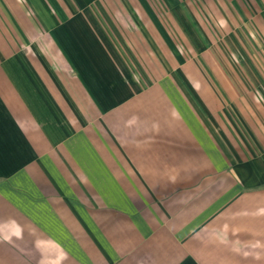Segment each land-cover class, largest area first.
Instances as JSON below:
<instances>
[{"label":"crops","instance_id":"0c3cea01","mask_svg":"<svg viewBox=\"0 0 264 264\" xmlns=\"http://www.w3.org/2000/svg\"><path fill=\"white\" fill-rule=\"evenodd\" d=\"M100 2L0 0V264H264V0L201 1L203 90L191 0Z\"/></svg>","mask_w":264,"mask_h":264},{"label":"rangeland","instance_id":"374dc122","mask_svg":"<svg viewBox=\"0 0 264 264\" xmlns=\"http://www.w3.org/2000/svg\"><path fill=\"white\" fill-rule=\"evenodd\" d=\"M140 1L144 9H145V4H146V9H145L146 11L156 10L155 6L157 5L156 1L158 0H151L152 4L147 3L146 2L147 0H143L145 4L142 3V0H128L126 2L125 0H123L121 2L125 3L124 9H123L124 3L120 4L119 0H115V1L114 0H102V2H100V4H98L97 6H98V9L101 11L112 12V13H115L116 15L118 13L121 14V12H123L124 10H127V12L131 16L135 14L138 16L139 11H140V8H139ZM191 1L193 5L192 8L196 16V26L194 29V34L189 36V38L187 37V35H185L184 36L185 43L183 40H181L180 45H179L180 50L179 52H177L178 54L174 53V55L177 56L179 67L169 66V64H171L172 61L168 62L167 58L163 57L164 62H165V66L163 70L164 72L169 71V73H173L177 75L178 77H181V81L184 80L182 82V85H184L185 88L187 87V89H189V87H188V82L186 80V76L187 74H189V76L191 75L197 78V81L200 82V83H196V88L199 90H203V82H202L203 77L210 76L214 78L215 75L220 74L219 73V61L216 62L217 66L210 67V66H207L208 64H206V62H209V61H205V60L207 59L219 60V58L228 57L229 59H233L237 61L236 60L237 53H236L235 40H234L235 36H227L228 39H225L226 36L219 34L220 32L217 27L215 26L210 27L209 20L207 19V13H205L203 2H201L202 0H191ZM133 7H135L136 9ZM91 8L95 9L94 7H90V9ZM133 26L137 27V24H134ZM143 31L144 33H146L145 30ZM210 42H212V47L214 50L206 51L205 48L211 46ZM220 42H223L221 47H223V45L226 43L225 45L227 46L228 49L227 50H216V48L219 47ZM187 47L190 49H187ZM156 53L158 55L160 54L159 51H156ZM166 56H169V53H167ZM169 59L172 60V57L169 56ZM173 59L174 61L176 60L175 58ZM231 69L227 71V74L235 75L236 73L235 69H232L233 71Z\"/></svg>","mask_w":264,"mask_h":264}]
</instances>
